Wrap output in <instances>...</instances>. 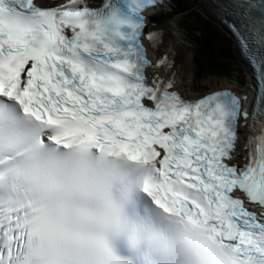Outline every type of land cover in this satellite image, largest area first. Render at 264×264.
<instances>
[{
	"label": "snow or ice",
	"instance_id": "snow-or-ice-1",
	"mask_svg": "<svg viewBox=\"0 0 264 264\" xmlns=\"http://www.w3.org/2000/svg\"><path fill=\"white\" fill-rule=\"evenodd\" d=\"M216 3L255 95L147 74L164 0H0V264H264V0Z\"/></svg>",
	"mask_w": 264,
	"mask_h": 264
},
{
	"label": "trees",
	"instance_id": "trees-1",
	"mask_svg": "<svg viewBox=\"0 0 264 264\" xmlns=\"http://www.w3.org/2000/svg\"><path fill=\"white\" fill-rule=\"evenodd\" d=\"M178 2L181 10H185L184 19L186 17L184 26L182 24L181 27L195 33L194 36L190 33L187 37L191 41L197 72L200 76L230 73V65L233 67L237 63L231 39L225 37L211 20L201 14L198 10V0ZM174 13L175 11L168 12V16Z\"/></svg>",
	"mask_w": 264,
	"mask_h": 264
},
{
	"label": "bare ground",
	"instance_id": "bare-ground-1",
	"mask_svg": "<svg viewBox=\"0 0 264 264\" xmlns=\"http://www.w3.org/2000/svg\"><path fill=\"white\" fill-rule=\"evenodd\" d=\"M172 1L173 0H171V2ZM208 1H210V0H205L203 2V4H205L207 2L206 5H208ZM211 1H213V3L217 6L216 0H211ZM215 5L211 4L210 7L215 8ZM213 13L215 14L216 11L213 10ZM150 21L152 23L155 22V20H153L151 17H150ZM156 27L161 28L164 31L165 43L170 42L172 47L175 49V51L177 53L175 59H176V62L178 64V68H177L176 72L173 70L171 71V69L169 70L172 72L171 77L173 79H176V85L178 87H180L184 93L188 92L182 87L185 85V83H187V81L189 79L193 78V75L195 74V72H194V64H193L192 54L188 51V48H187L186 44L184 43L183 35L180 32L179 18L175 17V18H172L168 21H164V22L158 24ZM151 54L155 55L156 53L153 50H151ZM226 82L228 83V85H231L232 87H234L237 85L238 79L236 77H230V79L226 80ZM220 86H222V85H215L211 89H214V88H217ZM238 91L239 92H245V93L247 92L246 89L238 90ZM188 93L193 94L192 92H188ZM201 93L202 92L198 91L196 94H193V97H196V96L200 95ZM239 145L242 146L243 142H239L238 147H237V151L241 150V147Z\"/></svg>",
	"mask_w": 264,
	"mask_h": 264
},
{
	"label": "rangeland",
	"instance_id": "rangeland-1",
	"mask_svg": "<svg viewBox=\"0 0 264 264\" xmlns=\"http://www.w3.org/2000/svg\"><path fill=\"white\" fill-rule=\"evenodd\" d=\"M177 1H180V2H183V0H177ZM189 2V0H188ZM209 3L210 1L208 2V5L207 2L205 4H203L204 6H201L202 8V12L198 6V10L201 12V14L204 16V13L203 12H208L209 11ZM176 4H178L176 2V0H174L173 2H171L170 5H164L162 6L161 8H159L158 10H155L153 12V14L151 15V18L153 20H155V22H159V23H162L164 21H168L170 20L171 18H167L168 17V12L172 11L171 9L173 8H176ZM206 7V8H205ZM205 10V11H204ZM175 17H179V23H180V26H184V23H185V20H186V17L184 19V15H183V12H181L180 14L178 15H175ZM212 21V20H211ZM214 23V25L216 27H218L221 31V33L224 34L225 37H231L230 36V33L218 22V21H212ZM190 30L188 28H185L184 27H181L180 28V32L182 33L183 35V39H187L186 41V45H187V48L189 50V46H188V37L187 35H189L191 33V36H194V31H191L189 32ZM236 54V57H237V64L236 65V68L237 71L236 72H233L230 76H223L221 78H218V77H214V76H209V77H205V78H202V79H199L196 74H194V77H193V80L191 81V79H189L187 81V83H185V89L186 90H189L191 88V85H193V88L190 90V91H204V90H208L211 88V85H223L224 82H226V80L230 79V77H236L238 79V82L239 80L241 79L243 81V85L240 84V89H245V86H246V82L248 81V72L246 71L245 68H243V66L241 65V60L239 58V55L237 53H234ZM193 82H195L196 84L194 85ZM227 83V82H226ZM213 87V86H212Z\"/></svg>",
	"mask_w": 264,
	"mask_h": 264
},
{
	"label": "water",
	"instance_id": "water-1",
	"mask_svg": "<svg viewBox=\"0 0 264 264\" xmlns=\"http://www.w3.org/2000/svg\"><path fill=\"white\" fill-rule=\"evenodd\" d=\"M205 0H198V6H199V8H200V10H201V12L203 11L202 10V8H201V6H203V2H204ZM209 2V1H208ZM211 4H213V5H215L214 3H213V1H211L210 0V3H209V11L208 12H206L205 10V12H203L204 13V16H206L207 18H209V20H212V21H217V20H219V18H220V15L217 13L218 12V9L215 7V8H213V7H210L211 6ZM213 10H215L216 11V13L214 14L213 13Z\"/></svg>",
	"mask_w": 264,
	"mask_h": 264
}]
</instances>
